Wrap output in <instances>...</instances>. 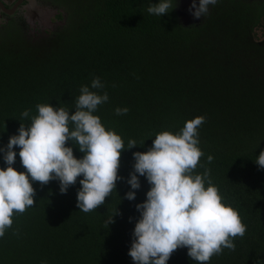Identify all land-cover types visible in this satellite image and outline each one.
Instances as JSON below:
<instances>
[{"label":"trees","instance_id":"1","mask_svg":"<svg viewBox=\"0 0 264 264\" xmlns=\"http://www.w3.org/2000/svg\"><path fill=\"white\" fill-rule=\"evenodd\" d=\"M68 2L67 24L51 37H1L0 146L21 122H31L37 104L74 111L81 86L91 89L97 76L105 87L91 90L106 91L109 100L95 114L126 147L133 139L138 145L122 150L118 173L124 179L94 211L77 207L79 178L66 193L57 180L33 182L35 204L14 213L0 237V264H134L128 250L140 215L135 205L150 185L141 176L135 200L125 197L133 152L147 151L157 133H175L198 115L205 117L198 129L204 155L194 171L210 169L224 202L247 225L234 239L235 250L225 248L209 264H264V168L254 161L264 149V38H256L264 0H219L188 26L180 22L178 5L158 17L147 11L152 0ZM117 107L129 111L118 115ZM16 150L14 167L23 171ZM73 150L83 155L78 146ZM0 166L6 167L2 153ZM167 264L198 262L182 247Z\"/></svg>","mask_w":264,"mask_h":264},{"label":"clouds","instance_id":"2","mask_svg":"<svg viewBox=\"0 0 264 264\" xmlns=\"http://www.w3.org/2000/svg\"><path fill=\"white\" fill-rule=\"evenodd\" d=\"M217 3L219 0H199L198 4L192 0L189 11L195 18H204L209 6ZM177 5L178 0L175 6L174 0H152L147 11L162 17ZM104 87L98 76L91 81V89ZM91 89L87 84L81 86L74 111L51 103L37 104L31 122H21L17 133L0 146L6 164L0 166V237L12 226L14 213H23L35 204L33 182L43 186L57 180L60 192L66 193L79 178L77 207L87 213L104 204L116 190L117 181L124 179L118 173L122 150L138 143L133 139L126 147L122 136L102 123L95 113L109 95ZM115 111L120 115L129 109L117 107ZM22 116L29 117V110ZM204 121L205 117L198 115L175 133L161 131L147 151L133 152V170L126 181L130 190L125 197L135 200L141 176L150 185L146 199L135 205L140 215L128 250L134 264H167L172 253L182 247L198 264H209L225 248L235 250L234 239L247 230L239 210L224 202L210 169L202 174L194 171L204 155L198 131ZM73 146L83 155L77 157ZM17 148L23 171L14 167ZM212 160L209 155L208 161ZM254 161L264 168V149ZM118 214L117 208L106 224L114 223Z\"/></svg>","mask_w":264,"mask_h":264},{"label":"flooded vegetation","instance_id":"3","mask_svg":"<svg viewBox=\"0 0 264 264\" xmlns=\"http://www.w3.org/2000/svg\"><path fill=\"white\" fill-rule=\"evenodd\" d=\"M69 0H0V41L8 33L51 37L68 21Z\"/></svg>","mask_w":264,"mask_h":264},{"label":"water","instance_id":"4","mask_svg":"<svg viewBox=\"0 0 264 264\" xmlns=\"http://www.w3.org/2000/svg\"><path fill=\"white\" fill-rule=\"evenodd\" d=\"M192 0H179L178 6H177V13L180 19V22L185 25H191L194 23H199L202 19L195 18L192 13L189 11V6L191 5ZM199 3V0H197V4Z\"/></svg>","mask_w":264,"mask_h":264},{"label":"rangeland","instance_id":"5","mask_svg":"<svg viewBox=\"0 0 264 264\" xmlns=\"http://www.w3.org/2000/svg\"><path fill=\"white\" fill-rule=\"evenodd\" d=\"M18 34H20V32H15L14 34H10L8 33L7 36L11 39H13L14 37H16ZM256 38L257 39H263L264 38V26L260 25L256 28Z\"/></svg>","mask_w":264,"mask_h":264}]
</instances>
